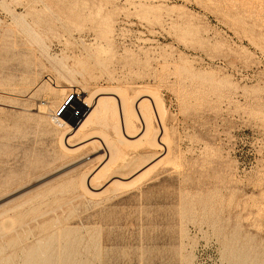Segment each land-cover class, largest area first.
<instances>
[{"label":"rangeland","instance_id":"374dc122","mask_svg":"<svg viewBox=\"0 0 264 264\" xmlns=\"http://www.w3.org/2000/svg\"><path fill=\"white\" fill-rule=\"evenodd\" d=\"M99 90L145 138L64 148ZM0 264H264V0H0Z\"/></svg>","mask_w":264,"mask_h":264},{"label":"bare ground","instance_id":"6f19581e","mask_svg":"<svg viewBox=\"0 0 264 264\" xmlns=\"http://www.w3.org/2000/svg\"><path fill=\"white\" fill-rule=\"evenodd\" d=\"M68 96H69V94L64 98L62 105L57 104L53 110L54 119L58 123L62 124L63 126H65L67 128L65 135H64V138H65L64 143L66 144L65 147L63 146L64 148L77 150L79 148V146L81 147L82 145L86 144L88 141H92L95 138L96 134H93L94 132L92 131L93 129H95V128H93V125L95 126V123L97 121H99L100 119L103 120V118H105L107 115L109 116L108 112L110 113V109L112 110V108L109 107V99L114 101V102L111 101V102H113L112 107H114V111H115V112L113 111L114 114L113 113L112 114L117 116V120L113 124L114 129L112 128L113 131L115 130L114 135L116 136V141H124L126 139L130 140L132 137H134L136 139H140V140L142 138L143 139L145 138V135L147 134V125H146L144 114H143L142 110L145 107L144 105H146V104H144L143 102L145 100H148L155 107V100H154L155 98L153 99V97H151L149 94L142 92V91H139L138 93H136L134 95V98L126 101V99H123L124 97L123 98L119 97L116 92H113L110 90H99L95 95L91 96V98H93L91 110H90V105L82 102L79 99L78 94L76 92L73 93V97L70 98L69 101L65 104ZM63 105H64V107L62 108L61 112L57 113ZM70 107H72V114H70V118H69L68 111H69ZM75 110L79 111L78 115L74 114ZM110 116H111V113H110ZM115 116H113V117H115ZM113 117H112V122L115 121V120H113ZM132 117H134L133 120L131 119ZM134 120H136V122L140 124V127L136 128L137 132L135 133V136H132V135H130V128L132 129V127H134V124H135ZM55 124H56V122H55ZM69 124L74 126V128L70 129ZM56 125H58V124H56ZM80 133H81V135L77 139L75 135H77V134L79 135ZM74 136L77 139V141H75L76 143L71 142V139ZM62 138H63V135H62ZM114 141H113V143L111 142L112 144H109L110 141L107 143V141L104 142V140H101V142L104 146L103 148H104L105 152L109 153V151L114 149V147H112V145L114 143H117ZM159 142H161V141H159ZM59 143H60V141H59ZM114 145H116V144H114ZM111 155H113V153ZM111 155H109V156L107 155L108 158L110 157V160H111ZM107 157L105 158V160L102 161L103 165H105L107 163V161L109 160ZM100 165H102V164L100 163ZM141 171H142V168L136 167L130 172V174L128 173V175H125V176L124 175L120 176L121 174L120 175H114L113 174L114 176L109 177L108 182H110L116 178H118V179H130V178L135 177L138 174H140ZM94 174L95 173H93V172L90 175L88 174L89 175V177L87 178L88 185L90 184L89 181H91ZM125 181L127 182V180H125ZM90 188L93 189V187H90Z\"/></svg>","mask_w":264,"mask_h":264}]
</instances>
